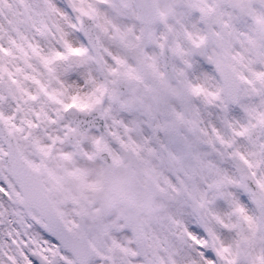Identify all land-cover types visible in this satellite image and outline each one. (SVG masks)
Listing matches in <instances>:
<instances>
[{
	"label": "snow or ice",
	"instance_id": "1",
	"mask_svg": "<svg viewBox=\"0 0 264 264\" xmlns=\"http://www.w3.org/2000/svg\"><path fill=\"white\" fill-rule=\"evenodd\" d=\"M0 264H264V0H0Z\"/></svg>",
	"mask_w": 264,
	"mask_h": 264
}]
</instances>
